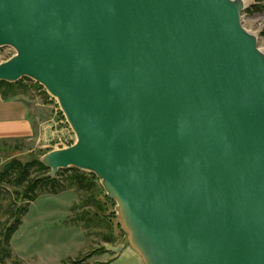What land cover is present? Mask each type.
I'll list each match as a JSON object with an SVG mask.
<instances>
[{
	"label": "water",
	"instance_id": "water-1",
	"mask_svg": "<svg viewBox=\"0 0 264 264\" xmlns=\"http://www.w3.org/2000/svg\"><path fill=\"white\" fill-rule=\"evenodd\" d=\"M242 0H0V81L53 97L144 264H264V53ZM116 255L123 249L105 245Z\"/></svg>",
	"mask_w": 264,
	"mask_h": 264
},
{
	"label": "rangeland",
	"instance_id": "rangeland-1",
	"mask_svg": "<svg viewBox=\"0 0 264 264\" xmlns=\"http://www.w3.org/2000/svg\"><path fill=\"white\" fill-rule=\"evenodd\" d=\"M242 3L244 5L241 13L242 27L256 37L258 49L264 53V0H242ZM256 6L260 8L258 11L254 9ZM14 55L13 48L1 47L0 63ZM34 84L37 83L30 79L23 80V85ZM25 96L20 99L30 102L31 106L39 102V96L50 98L57 111L56 120L64 118L57 101L41 85L37 91L29 90ZM56 128L55 126L53 129ZM74 142L75 136L67 124L58 136H49L48 139H39L35 134L29 140H6L0 143V171L2 166L12 159L23 163L40 159L44 154L67 148ZM68 174L69 172L64 171L59 178ZM96 184L97 191L102 192L95 194L93 190L91 196L85 195L84 192L78 193L74 188L58 195L40 194L29 205L21 225L11 238V258L0 264H73L77 261L79 264H118L119 260L122 264H134L130 258L132 255L138 258V264H144L128 242V234L118 219L117 204L108 198L110 202L105 200L104 196H107L98 179ZM1 188L0 232L7 224L10 204L14 202L12 189L4 184ZM92 197L103 205L102 209L99 210L92 205L93 202L89 201ZM83 201L88 202L84 207ZM104 238L109 239L111 243H104ZM105 245L113 247L122 245L123 249L117 255L102 252ZM123 250L128 253H125L126 251L122 253Z\"/></svg>",
	"mask_w": 264,
	"mask_h": 264
},
{
	"label": "trees",
	"instance_id": "trees-1",
	"mask_svg": "<svg viewBox=\"0 0 264 264\" xmlns=\"http://www.w3.org/2000/svg\"><path fill=\"white\" fill-rule=\"evenodd\" d=\"M257 11L259 6L254 7ZM22 78L15 83H7L0 81V96L3 100L15 99L19 96L27 94L29 90L37 91L39 85H23ZM28 80V79H27ZM6 140H1L4 143ZM67 171L68 175L61 177V173ZM49 169L43 166L39 159H33L28 162H21L17 159H12L5 163L0 171V189L1 185H7L12 189L14 202L10 204L9 218L6 220L7 224L0 232V263L11 258L10 241L12 236L16 233L21 225L23 217L28 211L29 205L35 201L40 194L58 195L66 190L74 188L78 193L91 196L94 190L95 194H100L97 191V179L93 174L78 170L76 168H67L58 170L55 177L51 178ZM1 194V190H0ZM89 199L93 202L97 209H102L103 205L95 198ZM105 200L109 201L107 197ZM88 201V200H87ZM18 202H23V205H17ZM110 202V201H109ZM88 202L83 201V207ZM12 221V222H10ZM104 243L110 244V240L104 238ZM102 252H107L104 247ZM79 264V261L73 262Z\"/></svg>",
	"mask_w": 264,
	"mask_h": 264
},
{
	"label": "crops",
	"instance_id": "crops-1",
	"mask_svg": "<svg viewBox=\"0 0 264 264\" xmlns=\"http://www.w3.org/2000/svg\"><path fill=\"white\" fill-rule=\"evenodd\" d=\"M22 96L26 97L25 95ZM22 96L11 100H3L0 96V141L12 139L29 140L35 134L42 140L43 138L48 139L49 136H58L63 126H57L61 118L58 121L56 120L57 111L50 102V98L39 96V102L31 106L30 102L20 99ZM34 98L31 99L32 102ZM55 126L57 128L53 129ZM63 130L65 132V129ZM125 251L123 250L122 253ZM125 253H128V251ZM130 258L134 264L139 263L136 256L132 255ZM119 263H121L120 260Z\"/></svg>",
	"mask_w": 264,
	"mask_h": 264
},
{
	"label": "built area",
	"instance_id": "built-area-1",
	"mask_svg": "<svg viewBox=\"0 0 264 264\" xmlns=\"http://www.w3.org/2000/svg\"><path fill=\"white\" fill-rule=\"evenodd\" d=\"M60 126H63V127H65V125L67 124L68 125V123H67V121H66V119H64L63 117L61 118V121H60ZM69 126V125H68ZM69 128H70V126H69ZM71 129V128H70ZM72 131V130H71ZM66 148V147H65Z\"/></svg>",
	"mask_w": 264,
	"mask_h": 264
}]
</instances>
